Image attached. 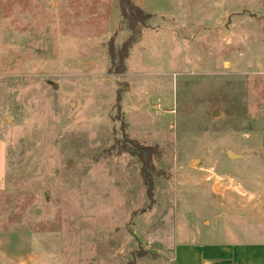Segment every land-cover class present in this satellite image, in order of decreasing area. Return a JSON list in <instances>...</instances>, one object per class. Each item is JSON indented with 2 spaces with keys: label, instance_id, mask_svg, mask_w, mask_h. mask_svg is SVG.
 Masks as SVG:
<instances>
[{
  "label": "rangeland",
  "instance_id": "1",
  "mask_svg": "<svg viewBox=\"0 0 264 264\" xmlns=\"http://www.w3.org/2000/svg\"><path fill=\"white\" fill-rule=\"evenodd\" d=\"M132 1L151 17L117 75L118 0H0V264L264 241V0ZM123 131L157 148L151 197Z\"/></svg>",
  "mask_w": 264,
  "mask_h": 264
},
{
  "label": "trees",
  "instance_id": "2",
  "mask_svg": "<svg viewBox=\"0 0 264 264\" xmlns=\"http://www.w3.org/2000/svg\"><path fill=\"white\" fill-rule=\"evenodd\" d=\"M118 6L121 19L129 31V36L118 49L112 43L109 44L108 56L110 60L109 71L120 75L126 70L124 61L128 58L130 49L137 42L141 35V29L145 27L146 22L151 16L135 6L132 0H118ZM117 101H119V96L117 97ZM113 148L119 152L128 153L138 160L141 167V176L147 186V194L151 197L153 190L152 174L154 171L152 159L158 155L157 148L144 146L130 139L124 131L121 137L115 141Z\"/></svg>",
  "mask_w": 264,
  "mask_h": 264
},
{
  "label": "crops",
  "instance_id": "3",
  "mask_svg": "<svg viewBox=\"0 0 264 264\" xmlns=\"http://www.w3.org/2000/svg\"><path fill=\"white\" fill-rule=\"evenodd\" d=\"M259 145L264 150V129L260 134ZM262 242L264 241H261V243H240L226 246L202 244L192 248H185L193 252L195 255L194 261L197 259L196 264H264V244Z\"/></svg>",
  "mask_w": 264,
  "mask_h": 264
},
{
  "label": "water",
  "instance_id": "4",
  "mask_svg": "<svg viewBox=\"0 0 264 264\" xmlns=\"http://www.w3.org/2000/svg\"><path fill=\"white\" fill-rule=\"evenodd\" d=\"M53 88L56 89V85H53ZM215 114H216V111L214 112L213 115H215ZM227 154H228V156H230V157H236V158H239V157H240V156L234 155L232 152H228Z\"/></svg>",
  "mask_w": 264,
  "mask_h": 264
}]
</instances>
